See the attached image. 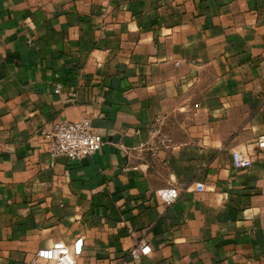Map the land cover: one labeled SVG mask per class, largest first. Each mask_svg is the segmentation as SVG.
Listing matches in <instances>:
<instances>
[{
    "label": "crops",
    "instance_id": "1",
    "mask_svg": "<svg viewBox=\"0 0 264 264\" xmlns=\"http://www.w3.org/2000/svg\"><path fill=\"white\" fill-rule=\"evenodd\" d=\"M84 117L103 148L52 165L43 127ZM261 136L264 0H0V264H264Z\"/></svg>",
    "mask_w": 264,
    "mask_h": 264
},
{
    "label": "built area",
    "instance_id": "2",
    "mask_svg": "<svg viewBox=\"0 0 264 264\" xmlns=\"http://www.w3.org/2000/svg\"><path fill=\"white\" fill-rule=\"evenodd\" d=\"M61 90L62 84L58 83L55 92L60 93ZM41 137L44 152L50 156L52 165L62 157L74 162L82 161L95 155L105 145L103 136L96 132L90 117L79 121L59 119L49 122L43 127ZM256 147L264 152V136L257 140ZM232 156L235 170H246L253 166L252 158L242 152L235 151ZM197 189L204 191V184L198 183ZM180 196L179 190L174 186L159 192L160 200L166 205H172ZM83 242L82 237L71 246L62 241L55 242L48 248L40 249L29 264H77V259L83 254ZM151 250V246L142 239L129 250L128 258L137 261L142 256L149 255Z\"/></svg>",
    "mask_w": 264,
    "mask_h": 264
}]
</instances>
